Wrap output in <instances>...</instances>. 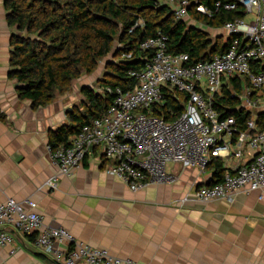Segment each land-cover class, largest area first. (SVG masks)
Segmentation results:
<instances>
[{"label":"built area","instance_id":"obj_1","mask_svg":"<svg viewBox=\"0 0 264 264\" xmlns=\"http://www.w3.org/2000/svg\"><path fill=\"white\" fill-rule=\"evenodd\" d=\"M170 2L175 5V18L185 21L189 1ZM238 4L245 15L254 14L255 21L226 22L222 29L232 39L231 45L209 60L192 64L187 53L168 52L162 34L142 40L140 49L151 51L152 57L142 69L128 73L136 80L135 87L126 92L116 88L106 113L83 125L68 146L47 144L58 170L46 185L55 189L58 180L71 174L95 149L103 170L133 192L151 184L174 183L176 178L167 170L170 164L193 167L203 174L215 159L220 160L225 168L222 180L197 187L181 204H233L241 193L264 191V0L217 2L216 8L233 11ZM166 90L174 92L180 112L162 109ZM221 100L236 102L234 108L248 115L243 127ZM35 207L32 201L14 198L0 202V226L35 234L36 247L55 264H138L93 248L66 228L45 226ZM12 242V234L0 231V248Z\"/></svg>","mask_w":264,"mask_h":264},{"label":"crops","instance_id":"obj_2","mask_svg":"<svg viewBox=\"0 0 264 264\" xmlns=\"http://www.w3.org/2000/svg\"><path fill=\"white\" fill-rule=\"evenodd\" d=\"M7 15L5 0H0V202L32 201L45 226L66 228L89 246L138 264H264V191L241 193L233 204H181L197 187L209 185L210 167L201 174L170 164L174 183L133 192L103 170L94 149L55 189L48 187L58 168L47 144L53 132L70 124L73 111L83 110V89H102V69L99 65L93 74H82L49 104L34 106L20 97V84L11 77V40L17 30ZM189 24L203 28L195 21ZM205 30L228 39L222 28ZM2 230L12 234L13 242L0 248V264H55L38 250L35 234H20L10 226Z\"/></svg>","mask_w":264,"mask_h":264},{"label":"trees","instance_id":"obj_3","mask_svg":"<svg viewBox=\"0 0 264 264\" xmlns=\"http://www.w3.org/2000/svg\"><path fill=\"white\" fill-rule=\"evenodd\" d=\"M188 1L189 15L205 28L221 29L226 22L245 17L239 4L233 11L216 8L217 2L235 0ZM5 8L9 26L17 30L11 40V77L20 84V97L34 106L49 104L56 93L67 92L72 81L84 73L93 74L103 59L113 57L107 64L104 85L99 83L104 92L83 89V110L73 111L70 124L53 132L49 144L54 147L68 146L83 125L102 117L113 103L116 88L126 92L135 87L137 82L128 73L142 69L152 57L151 51L140 49L142 40L162 34L167 38V51L187 53L192 64L224 52L232 41L229 37L213 40L205 28L177 20L160 0H5ZM166 92L162 109L180 112L182 106L174 100V92ZM221 102L243 127L248 115L236 110L234 101ZM154 112L161 114L156 108ZM209 167L213 169L209 185L221 181L225 173L222 162L215 159Z\"/></svg>","mask_w":264,"mask_h":264},{"label":"rangeland","instance_id":"obj_4","mask_svg":"<svg viewBox=\"0 0 264 264\" xmlns=\"http://www.w3.org/2000/svg\"><path fill=\"white\" fill-rule=\"evenodd\" d=\"M160 4H163V5H167V6H169V8L170 9H174V7H175V5H174V3L173 2H170V0H160ZM201 10H202V8H201ZM185 21L187 22V23H189V22H191V21H193V19L191 18V16L189 15V17L188 18H186L185 19ZM255 21V15L254 14H251V13H248L247 15H246V17H245V22L246 23H251V22H254ZM203 28H205L204 26H203ZM217 34H219L221 31L219 30V31H215ZM210 34H211V36H212V38H213V40H214V38H215V33L214 32H212V31H210ZM111 60H113V57L112 56H109V57H107V58H105V59H103L100 63H99V65H100V68L102 69V73H101V75H100V78L98 79V83H100V84H102V85H104V82H105V78H106V69H107V64H108V62L109 61H111ZM99 92L100 93H103L104 92V90L103 89H99ZM77 108H81V107H77ZM81 110V109H80ZM168 167H169V165H168Z\"/></svg>","mask_w":264,"mask_h":264}]
</instances>
